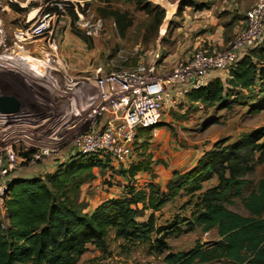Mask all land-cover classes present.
Returning <instances> with one entry per match:
<instances>
[{
  "label": "rangeland",
  "instance_id": "1",
  "mask_svg": "<svg viewBox=\"0 0 264 264\" xmlns=\"http://www.w3.org/2000/svg\"><path fill=\"white\" fill-rule=\"evenodd\" d=\"M149 1L165 9V17L155 31L150 26L151 17L136 10L133 2L125 0H110L109 4H106L105 0H54L50 3L46 0H0V99L7 98L13 103V110H0V151L11 146L15 153L20 154L27 148L35 149L39 145H48L57 151V154L52 155L57 161L62 158L61 154L70 152L72 138L81 131L77 128L65 129L74 122L72 118L75 110L69 107L79 97L75 100L73 96L94 90L89 84L71 83L72 80L67 77L69 75L56 63V60L63 58L60 55L61 49L73 47L79 51V47L85 45L89 50L86 54L93 53L91 59L94 64L99 63V74L102 75L108 71L131 68L140 61L155 62L158 67L160 51H174L176 47H186L190 42V46L183 51L185 56L181 58V55L175 60L176 65L179 61L190 58L197 50L207 47L209 50L224 48L234 38L235 31L242 27L244 12L256 0L203 1L201 3L204 7L210 9L203 17H199L202 14L199 15L195 7L199 2L194 0H189V5L181 14L176 13L178 0ZM9 2H17L22 6L31 3L33 6L27 12L16 13L8 6ZM46 6H56L52 11L56 15L47 19L49 32L41 38H33L22 44L17 42L14 34L34 22H39L46 13L43 11ZM104 7L126 11L132 17L133 23L124 35L119 33L114 19L99 10ZM71 10L77 15L76 20L72 19ZM61 11L62 14L58 15ZM197 19H201L200 23ZM230 19V25L225 27ZM224 34L227 42L219 45L217 38H222ZM67 38L73 39L74 42H71L78 48ZM53 40L57 42L56 50L52 48ZM157 44L163 47L162 50L159 49V53L156 50ZM263 45L264 33L258 47ZM171 69L159 67L155 74L158 75L160 70L167 72ZM227 74L230 75L229 72ZM221 76L226 78V72ZM69 84L72 85V90L69 89ZM237 92L230 97L234 102L230 101L228 107L198 104L195 107L187 102L176 103L173 108L163 112L161 119L164 120V125L160 127H164L165 134L169 133L170 136L177 137L178 132V143L187 148H209L221 139L225 140V144L231 143L241 135L264 125V108L254 111L250 109L260 100L256 88L253 86ZM67 93L70 94L65 96ZM62 109L65 116L57 113ZM187 142L193 144L189 145ZM150 148L158 152V148L153 146V141ZM252 164L253 169L243 176L249 181L243 194L264 176V158L262 162L259 161L258 153H255ZM106 171L110 173L111 169ZM106 171H99L97 180L94 183L92 181L89 186H83L81 190L80 199L87 203V211H91L110 194L121 196L124 193L123 186L127 180L117 174H107ZM133 182L137 189L147 190V185L140 183L139 179ZM216 184L217 178L214 175L204 181L202 189L194 194L180 190L175 198L165 202L155 212L156 225L177 222L182 230L187 229V220L197 208L195 203L201 193ZM231 200L225 202L228 208L248 215L240 197L233 195ZM148 213L149 211H146L138 217V221H145ZM154 236L152 235L151 239ZM217 237L216 229L204 232L196 227L170 235L167 243L171 250H188L197 240L206 242ZM107 244L108 253H100L94 245L88 244L77 264H164L163 254L152 252L149 248L150 242L126 241L115 237L114 232L110 231Z\"/></svg>",
  "mask_w": 264,
  "mask_h": 264
},
{
  "label": "trees",
  "instance_id": "2",
  "mask_svg": "<svg viewBox=\"0 0 264 264\" xmlns=\"http://www.w3.org/2000/svg\"><path fill=\"white\" fill-rule=\"evenodd\" d=\"M125 1L133 2L136 10L151 17L150 26L154 31L161 25L165 17L164 8L149 0ZM109 2L105 0L106 4ZM189 3V0H178L176 13L181 14ZM8 6L16 13H23L33 4L21 6L17 2H9ZM195 7L202 9L204 4L198 3ZM53 9L56 6H46L43 11L52 13ZM99 10L114 19L121 35L133 23L126 11L108 7ZM70 13L76 20L77 15L72 10ZM230 22L231 19L225 27ZM240 29L235 31V35ZM223 38L227 42L225 34ZM262 39L263 35L254 47L239 55L235 66L229 70L231 78L216 72L209 76L206 85L189 91L181 102L195 107H228L230 101L234 102L230 100L234 93L254 86L260 100L250 109H263L264 45L258 47ZM159 49L157 46L158 53ZM163 121L161 119L155 127L164 125ZM152 129L154 127L138 128L130 162H116L105 151L95 154L70 151L64 161L57 163L53 172L12 178L0 203V264H77L88 244L94 245L100 253H108L110 231L126 241L150 242L152 252L163 254L164 264H213L220 260L264 264V176L243 194L244 187L249 184L243 176L253 169L255 153H258L259 161L264 158V125L228 144L225 140H217L203 151L194 166L185 171L173 170L164 188L149 182L147 190L137 189L133 182L137 174L152 173L154 160L149 151ZM33 150H23L20 155L27 156ZM108 168L111 169L110 175L117 174L127 180L123 186L124 193L111 195L87 211V203L80 199L81 190L97 178L99 171L104 173ZM214 175L217 184L201 193L195 203L197 208L187 220V229L182 230L177 222L156 225L155 212L165 202L175 198L180 190L189 194L200 191L202 183ZM233 195L240 197L248 215L226 206L225 202H231ZM146 211H149L147 219L138 221ZM196 227L204 232L216 229L219 239L197 240L188 250L173 251L169 248L167 238L170 235ZM152 235H155L153 239Z\"/></svg>",
  "mask_w": 264,
  "mask_h": 264
},
{
  "label": "built area",
  "instance_id": "3",
  "mask_svg": "<svg viewBox=\"0 0 264 264\" xmlns=\"http://www.w3.org/2000/svg\"><path fill=\"white\" fill-rule=\"evenodd\" d=\"M55 15L43 14L39 22L18 30L14 34L15 40L22 44L41 38L49 32L47 19ZM243 22L244 25L224 48L197 50L167 72L160 70L157 75L155 62L140 61L128 69L96 75L91 113L93 117L100 118V125L94 124L78 132L72 138L69 150L82 154L105 151L116 162H130L139 127L155 128L166 109L181 102L189 91L206 85L209 76L220 71L229 72L239 55L260 41L264 33V0H256L244 12ZM226 76L231 78L228 74ZM70 87L71 84L69 89L72 90ZM54 154L57 151L48 145L35 147L27 156L15 153L11 146L1 150L0 200L14 171L52 158Z\"/></svg>",
  "mask_w": 264,
  "mask_h": 264
},
{
  "label": "crops",
  "instance_id": "4",
  "mask_svg": "<svg viewBox=\"0 0 264 264\" xmlns=\"http://www.w3.org/2000/svg\"><path fill=\"white\" fill-rule=\"evenodd\" d=\"M194 1L201 3L203 1H208V0H194ZM198 12H199V15L202 14L199 17H203V14L205 12H210V9L203 7L202 9L199 8ZM190 17L191 16H189V18ZM196 21L200 23L199 21H201V19L199 20L197 19ZM197 25L199 26L203 24H197ZM67 39H69L70 42L71 41L74 42V40L71 38H67ZM217 39H218L217 43L219 45L225 44L223 37L217 38ZM72 45L75 46L73 43ZM157 46L161 50L163 49L161 45L157 44ZM189 46H190V42L186 45V47H180V46L176 47L174 51L166 50L165 53L160 51V58H159V62H157L158 63L157 68L159 67L161 69L162 68H167V69L173 68L175 64V60L180 58L181 55H182L181 58L184 57L185 54L183 53V51L185 52ZM75 47L78 48L77 46ZM52 48L54 50L57 49V42L55 40H53ZM79 48H80L79 51H77L73 47H67L64 50L61 49L60 55L63 56L65 60L63 58L62 59L59 58L58 60H56V63L59 66H61L62 70L66 73V75L67 74L69 75L67 77H69V79L72 80L71 83L75 82L76 85L89 84L92 87L91 89L94 90L93 92H88L85 94L77 93L76 95H74L73 97L75 98V100L77 97H79V99L73 102V105L69 107L70 109L75 110L74 117L72 118L74 122L68 125L67 127H65V129L72 130V129L77 128L82 131V130L88 129L94 124L100 125L99 123L100 118L93 117L91 113V108L93 107V103H94V100L93 98H91V96H93L95 92V89L93 87V82H94L95 76L99 75V63L97 62L98 64L96 63L94 64L93 60L91 59L93 56V53L86 54L89 52V50L85 47V45L84 46L82 45ZM208 48L209 47H207V49ZM71 59L73 61H71ZM86 72H88V74ZM224 72L220 71L219 73L223 75ZM73 73H78V74H73ZM69 94L70 93H67L65 94V96ZM63 111H64L63 109L60 110V112L58 110L57 113L61 115L64 114L63 116H65V113H63ZM93 121H95V123H93ZM164 129H165L164 127H157V128L152 129L151 131V136H152L151 141H153V146H156L158 148V152L152 151L150 148L151 145L149 146V151H151L153 155V160H154L153 167H152V173L140 172L136 176L137 179H139L140 183H143V185H147V183L149 182H154V183H158L161 188H164L166 182L172 177L173 170L185 171L191 168L192 166H194V164L196 163L200 155L203 153V151L209 149L208 147H205V149L204 148L195 149V148H189V147L187 148L186 146H182L178 143V140H177V138L180 137V134L178 132H177V137H174L172 135L170 136L169 133L165 134ZM187 143L189 145L193 144L190 142H187ZM63 156L65 157L63 158ZM63 156L62 158H59V161L55 160L56 158H47L31 166L18 169L11 174V177L8 180L10 181L12 178H17V177H32L34 175L42 176L45 173L53 172L56 168L57 163L64 161L69 156V152L64 153ZM106 173L110 174L111 172L108 173L106 171ZM98 176L100 175L97 174V178ZM112 176H114V174H112ZM96 180L97 179L93 180V183ZM89 185L90 184H86L84 186H89ZM109 196H111V194ZM217 239L219 238L217 237L214 240H217ZM200 242H203V241H200ZM173 251H181V250H173ZM213 264H239V263L229 262L228 260H220V261L214 262Z\"/></svg>",
  "mask_w": 264,
  "mask_h": 264
},
{
  "label": "water",
  "instance_id": "5",
  "mask_svg": "<svg viewBox=\"0 0 264 264\" xmlns=\"http://www.w3.org/2000/svg\"><path fill=\"white\" fill-rule=\"evenodd\" d=\"M13 103L7 98L0 99V110L2 112H8L13 110Z\"/></svg>",
  "mask_w": 264,
  "mask_h": 264
}]
</instances>
